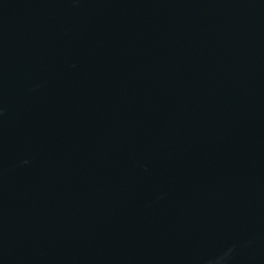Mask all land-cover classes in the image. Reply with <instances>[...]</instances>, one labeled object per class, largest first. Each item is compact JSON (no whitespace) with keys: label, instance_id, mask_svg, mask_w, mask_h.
<instances>
[{"label":"water","instance_id":"95a60500","mask_svg":"<svg viewBox=\"0 0 264 264\" xmlns=\"http://www.w3.org/2000/svg\"><path fill=\"white\" fill-rule=\"evenodd\" d=\"M0 264H264V0H0Z\"/></svg>","mask_w":264,"mask_h":264}]
</instances>
